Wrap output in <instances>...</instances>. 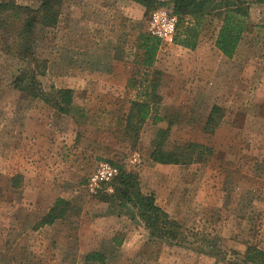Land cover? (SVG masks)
<instances>
[{"label": "rangeland", "instance_id": "obj_1", "mask_svg": "<svg viewBox=\"0 0 264 264\" xmlns=\"http://www.w3.org/2000/svg\"><path fill=\"white\" fill-rule=\"evenodd\" d=\"M157 1L147 10L134 0H65L57 25L37 31L36 57L47 63L41 87L70 88L68 114L14 88L22 63L0 52V264H247L248 247L264 252V4H250L228 58L214 46L221 12L206 15L186 47L177 32L193 17ZM154 14L175 23L147 68L137 36ZM148 71L161 75V120L147 119L133 140L125 119ZM213 106L220 119L208 130ZM161 129L166 149L203 145L200 160L154 161ZM120 166L183 227L184 243L152 237L134 212L102 201ZM103 167L116 174L102 180ZM58 199L64 216L41 224Z\"/></svg>", "mask_w": 264, "mask_h": 264}, {"label": "trees", "instance_id": "obj_2", "mask_svg": "<svg viewBox=\"0 0 264 264\" xmlns=\"http://www.w3.org/2000/svg\"><path fill=\"white\" fill-rule=\"evenodd\" d=\"M149 10L157 0H134ZM171 12L177 18L192 16V26H185L183 32H177V36L183 34L180 44L186 47H194L199 36V27L202 19L211 13L221 12L222 18L217 28L214 39L215 48L224 56L230 58L235 53L241 39L242 32L246 28V17L250 4H264V0H169ZM65 0H40L36 7L20 5L14 0H0V52L13 56L22 63L17 73L13 76L12 86L27 96L39 98L49 104L56 111L68 114L72 107L73 91L70 88H54L45 91L41 87L40 77L46 71V61L36 57L37 31L42 28H54L61 16ZM177 38V37H176ZM160 39L148 32L139 33L137 36V48L141 50V64L147 68L152 67L156 58V52ZM146 74V73H145ZM150 80L144 86L145 93L142 100H133L130 103L126 116V136L136 139L142 124L151 119L153 122L161 120L156 114L160 103L158 86L160 72L148 71ZM220 119V108L213 106L206 119V128L212 130ZM167 137V129H161L156 133L151 157L159 163H188L200 160L203 145L189 142L181 150H169L164 147ZM109 184V183H108ZM112 191L100 192L102 201L110 207L115 204L126 207L128 212H134L139 221L152 237H158L184 243L183 227L160 208L151 191H144L138 173L120 166L117 175L110 182ZM64 202L58 199L41 219V224H51L55 219L64 216ZM135 215H131L135 217ZM246 257L253 264H262L264 252L256 247H248ZM100 257L97 253H90L86 259ZM249 261L247 264L250 263Z\"/></svg>", "mask_w": 264, "mask_h": 264}, {"label": "built area", "instance_id": "obj_3", "mask_svg": "<svg viewBox=\"0 0 264 264\" xmlns=\"http://www.w3.org/2000/svg\"><path fill=\"white\" fill-rule=\"evenodd\" d=\"M174 23L175 16H167L164 19H160L157 14H154L149 22V33L159 38H168L173 31ZM97 173L102 180H108L116 174V169L103 167Z\"/></svg>", "mask_w": 264, "mask_h": 264}]
</instances>
